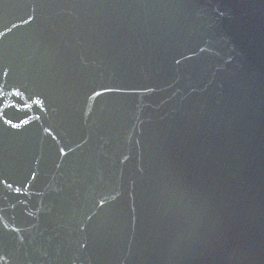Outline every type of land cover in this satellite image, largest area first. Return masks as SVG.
Wrapping results in <instances>:
<instances>
[{"label": "water", "instance_id": "1", "mask_svg": "<svg viewBox=\"0 0 264 264\" xmlns=\"http://www.w3.org/2000/svg\"><path fill=\"white\" fill-rule=\"evenodd\" d=\"M0 264H264V0H0Z\"/></svg>", "mask_w": 264, "mask_h": 264}]
</instances>
